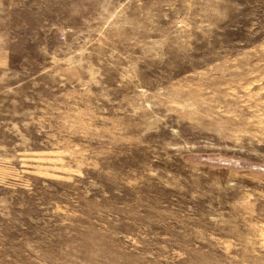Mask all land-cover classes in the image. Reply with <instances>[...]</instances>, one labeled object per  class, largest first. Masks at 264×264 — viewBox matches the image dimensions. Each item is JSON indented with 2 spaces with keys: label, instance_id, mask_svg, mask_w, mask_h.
<instances>
[{
  "label": "rangeland",
  "instance_id": "1",
  "mask_svg": "<svg viewBox=\"0 0 264 264\" xmlns=\"http://www.w3.org/2000/svg\"><path fill=\"white\" fill-rule=\"evenodd\" d=\"M0 264H264V0H0Z\"/></svg>",
  "mask_w": 264,
  "mask_h": 264
}]
</instances>
